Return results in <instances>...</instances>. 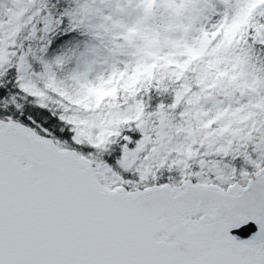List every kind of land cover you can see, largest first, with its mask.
Wrapping results in <instances>:
<instances>
[{
    "label": "snow or ice",
    "instance_id": "obj_1",
    "mask_svg": "<svg viewBox=\"0 0 264 264\" xmlns=\"http://www.w3.org/2000/svg\"><path fill=\"white\" fill-rule=\"evenodd\" d=\"M0 264H264V0H0Z\"/></svg>",
    "mask_w": 264,
    "mask_h": 264
}]
</instances>
